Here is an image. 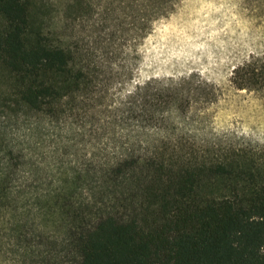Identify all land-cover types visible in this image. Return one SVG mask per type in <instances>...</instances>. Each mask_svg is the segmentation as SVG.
Here are the masks:
<instances>
[{
    "label": "trees",
    "instance_id": "1",
    "mask_svg": "<svg viewBox=\"0 0 264 264\" xmlns=\"http://www.w3.org/2000/svg\"><path fill=\"white\" fill-rule=\"evenodd\" d=\"M174 7L173 0H0L1 104L56 122L94 118L95 107L106 109L96 103L105 82L98 44L73 36L78 24L100 16L103 31L115 24L131 37L147 35ZM230 81L264 91V54L235 66ZM151 84L136 85L114 106L115 118L150 125L164 121L163 103L186 111L190 98L180 89ZM163 133L154 142L127 138L101 165L110 191L67 231L76 264H264V147Z\"/></svg>",
    "mask_w": 264,
    "mask_h": 264
},
{
    "label": "rangeland",
    "instance_id": "2",
    "mask_svg": "<svg viewBox=\"0 0 264 264\" xmlns=\"http://www.w3.org/2000/svg\"><path fill=\"white\" fill-rule=\"evenodd\" d=\"M173 2L147 35L131 37L126 25L103 31L100 16L73 31L88 47L98 44L106 91L96 103L106 109L95 107L94 118L13 115L0 102V264H76L69 226L94 214L110 191L98 172L129 137L154 142L165 131L264 147V91L230 81L235 66L264 54V0ZM147 81L153 91L180 89L190 98L186 111L163 103L164 121L116 119L114 106Z\"/></svg>",
    "mask_w": 264,
    "mask_h": 264
}]
</instances>
